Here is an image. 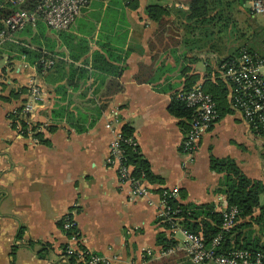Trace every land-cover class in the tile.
I'll list each match as a JSON object with an SVG mask.
<instances>
[{
    "label": "crops",
    "instance_id": "0c3cea01",
    "mask_svg": "<svg viewBox=\"0 0 264 264\" xmlns=\"http://www.w3.org/2000/svg\"><path fill=\"white\" fill-rule=\"evenodd\" d=\"M139 2L135 8L127 0L91 2L68 31L54 32L39 21L0 43V264H68L62 258L67 236L57 225L65 216L75 222L83 248L116 257L109 264H192L181 236L173 239V254L164 255L157 244L159 234L169 236L157 218L160 191L177 189L181 204H213L220 212L222 175L210 170L211 157L232 159L264 185V138L238 111L229 107L192 155L182 151L185 131L168 112L186 77L202 79L207 68L217 72L218 61L243 43L197 50L193 42L173 40ZM40 53L54 60L46 72L38 70ZM94 53L121 74L92 69ZM31 83L42 90L43 102L23 116L35 128L23 136L9 116L27 91L12 95ZM109 122L132 128L140 154L161 178L152 184L143 179V198L132 200L130 186L107 163ZM263 206L264 195L238 232L264 246Z\"/></svg>",
    "mask_w": 264,
    "mask_h": 264
},
{
    "label": "built area",
    "instance_id": "2783aa9c",
    "mask_svg": "<svg viewBox=\"0 0 264 264\" xmlns=\"http://www.w3.org/2000/svg\"><path fill=\"white\" fill-rule=\"evenodd\" d=\"M108 0H34L31 10L19 9L1 21L0 43L12 40V35L24 30L26 27H35L37 22H43L47 28L54 32L68 31L76 19L91 2H107ZM13 7H20L25 0H5ZM247 5V6H246ZM243 7L250 16L264 15V0H244ZM264 47V44H263ZM54 60L44 56L39 60L43 72L53 66ZM219 78L228 85L229 107L238 111L251 128L264 138V57L250 54L242 50L238 56L224 62L217 68ZM192 110V118L188 123L189 130L185 133L181 148L186 155L194 154L202 137L214 126L217 109L212 98L203 92L201 85L197 84L187 92H180L177 96ZM43 102V93L40 87L31 83L27 89V99L23 104L21 115L28 117ZM113 134L108 147L107 163L117 167V175L122 184L130 186L131 199L137 200L148 194L143 185V179L131 176L132 166L125 162L122 143L135 145L132 137L124 139L121 130L112 122L105 126ZM17 130L21 134L19 126ZM32 132L28 128V132ZM177 189H164L158 194L157 218L161 224H170L169 238L174 239L176 234L182 237L181 250L192 264H264V254L260 251L232 249L227 253L221 250L223 234L228 233L237 224L238 209L228 207L226 200L220 209L222 222L219 233L207 245L202 236L192 234L177 224L178 209L172 208L170 200H178ZM62 232L67 236L62 258L68 259L74 255L76 263L82 264H109L116 257L94 254L81 245L76 225L73 219L65 216L62 219ZM177 247L169 248L164 255L173 254ZM149 255V252L147 253Z\"/></svg>",
    "mask_w": 264,
    "mask_h": 264
},
{
    "label": "trees",
    "instance_id": "16d2710c",
    "mask_svg": "<svg viewBox=\"0 0 264 264\" xmlns=\"http://www.w3.org/2000/svg\"><path fill=\"white\" fill-rule=\"evenodd\" d=\"M129 5L132 8L136 7L135 0H127ZM214 0H189L187 2V10L183 11V17L189 23L191 29L188 27V31L192 32L193 29L204 28L199 27L197 24L206 22L209 19V5ZM226 6L232 7L236 4L238 7L244 5V0H231L225 2ZM34 5V0H25V3L20 7H13L10 4L6 3L4 0H0V30L2 29L1 21L4 18H7L15 11L19 9L31 10ZM245 9V8H244ZM244 11L249 17L247 10ZM240 11V10H239ZM147 12L149 17L154 21H159L162 16L166 14L165 8L158 6H148ZM210 20H213L211 18ZM215 21V20H214ZM217 21H220L218 18ZM222 22L219 26L221 28H226L228 31L229 24ZM213 25V24H211ZM210 25V26H211ZM186 26V25H185ZM222 31V30H221ZM220 30L218 32H221ZM213 35V34H212ZM208 37V36H206ZM187 41V40H186ZM195 44L197 50H200L203 46H200V43L197 41H192ZM264 27L258 32H254L251 38H247L245 42L235 48L230 52L229 55L224 57L222 60L218 61L217 66H220L226 61H229L231 58H235L239 53L244 50L250 54H257L258 56L264 57ZM26 54H32L30 52H24ZM44 57L42 53L37 54L36 63L38 70L41 71V66L39 65V60ZM103 56L101 53H94L91 60L92 69L98 70L108 75L118 77L122 69L117 66H111L110 64L102 65ZM72 68L69 73V81L72 77ZM198 74H194L190 77L185 78L184 89L181 92H187L192 87L197 84L201 85V88L204 93L208 94L214 101L217 109V120L224 117L226 114L230 113L229 103L227 100L228 97V85L225 81L219 78V74L216 71L210 70L207 68L206 75L199 79ZM27 89H20L17 94H13L12 98L18 97L21 93H26ZM178 94H175L172 97V100L168 106V112L173 117L179 120V126L182 131L185 133L189 130L188 123L192 118V110L187 108L185 103L177 98ZM22 101L20 106L15 110V113L11 114L9 117L12 120L14 125H18L21 135L26 136L28 134L29 124L26 123L25 118L21 115V110L23 107ZM12 125V126H14ZM34 127H31L30 130H34ZM132 128L128 125H124L121 128V134L124 139H128L132 135ZM35 137H38L41 142L45 140L41 139V133H36ZM121 148L124 152L125 162L128 165L132 166L131 176L135 179H145L148 183H160L161 178L152 174L150 170V165L143 158L139 152L138 146L130 145L128 143H122ZM209 168L211 171L222 175V178L219 182V187L217 192L219 195L225 197L228 207H236L238 209L237 215V224L231 229L230 232L223 234L221 242V250L223 253H227L232 249H241L248 250L250 252L260 251L264 254V246L260 245L258 239L251 238L248 235H242L238 232L239 228L242 226L240 221L247 217L252 216L253 210L259 207V198L264 195V185L259 181L250 180L247 178L241 170L237 167L235 162L230 158L217 159L211 157L209 160ZM181 196L183 197L182 193ZM169 204L174 209H178L179 213L176 215L177 224L179 227L187 230L192 234H197L202 236L204 242L209 245L212 239L219 233L220 226L222 222V214L215 210L213 204H203V205H194V204H181L179 200H170ZM264 215V206L261 207ZM58 227L62 229L63 222H58ZM167 228L170 227V224H163ZM67 236L70 234L67 233ZM157 244L161 247L162 250H168L169 248L175 247L177 242L169 236H166L164 233H161L157 237ZM41 253V252H40ZM75 255V254H74ZM74 255H71L68 259V264H82V262L76 263Z\"/></svg>",
    "mask_w": 264,
    "mask_h": 264
},
{
    "label": "rangeland",
    "instance_id": "374dc122",
    "mask_svg": "<svg viewBox=\"0 0 264 264\" xmlns=\"http://www.w3.org/2000/svg\"><path fill=\"white\" fill-rule=\"evenodd\" d=\"M189 0H144L145 7L158 6L165 8L166 14L160 18L162 27L168 28V33L173 37V40L178 42L197 41L200 46L211 48V45H221L223 43L232 45L239 41V45L244 43L247 38H251L254 32H258L264 27V16L254 15L249 17L245 12L241 11L236 4L226 6L225 2L231 0H214L209 5V19L206 22L198 23L197 25L204 30L197 28L192 32L188 31L190 25L183 17V11L187 10V2ZM143 5V7H144ZM139 6H142L140 0ZM247 6V5H246ZM240 10V11H239ZM213 18V20H210ZM220 18V21H217ZM215 20V21H214ZM224 22L229 24L228 31L226 28H221L220 24ZM223 23V24H224ZM213 24V25H211ZM186 25V26H185ZM211 25V26H210ZM221 32H218V31ZM213 34V35H212ZM208 36V37H206ZM203 49V48H202ZM200 67L203 66L199 64ZM181 236L180 234H177Z\"/></svg>",
    "mask_w": 264,
    "mask_h": 264
}]
</instances>
